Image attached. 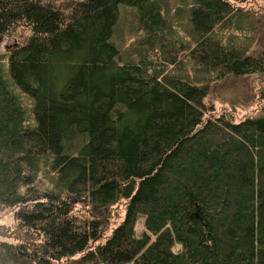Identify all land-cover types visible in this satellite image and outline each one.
I'll return each instance as SVG.
<instances>
[{"label":"trees","instance_id":"1","mask_svg":"<svg viewBox=\"0 0 264 264\" xmlns=\"http://www.w3.org/2000/svg\"><path fill=\"white\" fill-rule=\"evenodd\" d=\"M246 1L0 0V43L31 33L0 54V264H264V114L203 121L211 83L264 73ZM120 200L103 242L74 213Z\"/></svg>","mask_w":264,"mask_h":264},{"label":"rangeland","instance_id":"2","mask_svg":"<svg viewBox=\"0 0 264 264\" xmlns=\"http://www.w3.org/2000/svg\"><path fill=\"white\" fill-rule=\"evenodd\" d=\"M82 0H42L43 4H50L63 10H69L70 6ZM246 12L257 18L256 37L249 49L253 57L264 58V0H248L239 5ZM125 35V46L133 41L128 35V29L122 27ZM130 33V32H129ZM29 28L24 24L13 27L0 43V54H8L19 47L26 37L30 35ZM207 113L203 121L208 117L225 114L230 116L234 122H239L249 117L262 116L264 114V73L241 76H228L209 85L208 95L205 98ZM36 186L43 190L46 182L39 178ZM126 201L120 200L108 206L100 212H95L89 205L77 203L74 213L80 219H96L101 222V240L111 235L113 229L124 219ZM143 230V218L138 217L135 224V235H140ZM22 233L16 228L13 211L9 209L0 210V239L9 242L22 241ZM22 238V240H21ZM66 260L55 262L63 264ZM22 264H37L31 260H25Z\"/></svg>","mask_w":264,"mask_h":264}]
</instances>
